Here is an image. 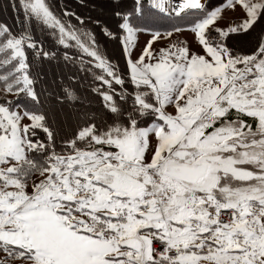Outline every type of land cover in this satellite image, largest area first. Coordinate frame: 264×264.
Returning a JSON list of instances; mask_svg holds the SVG:
<instances>
[{"label": "snow or ice", "instance_id": "obj_1", "mask_svg": "<svg viewBox=\"0 0 264 264\" xmlns=\"http://www.w3.org/2000/svg\"><path fill=\"white\" fill-rule=\"evenodd\" d=\"M0 264H264V0H0Z\"/></svg>", "mask_w": 264, "mask_h": 264}]
</instances>
